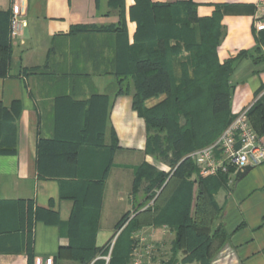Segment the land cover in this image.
I'll return each instance as SVG.
<instances>
[{"label":"crops","instance_id":"0c3cea01","mask_svg":"<svg viewBox=\"0 0 264 264\" xmlns=\"http://www.w3.org/2000/svg\"><path fill=\"white\" fill-rule=\"evenodd\" d=\"M124 1L127 40L119 39L115 32L99 30L119 24L120 13L109 0H0V10L11 11L20 3L28 19L17 36H10L11 57L8 66L0 69V104L16 116L15 152L0 154V264H35L39 257H51L53 264H80L57 258L59 247L69 243L68 224L75 202L63 196L66 189L61 180L39 177L38 144L41 137L75 136L85 123L86 112L98 114L95 127L105 131L103 140L108 147H87L80 153L81 159H99L106 152L112 158L101 196L97 246L110 240L113 245L127 224L117 230L116 223L127 212H131V219L137 200L144 198L143 188L133 192L137 168L147 163L170 170L168 164L146 152V122L133 108V93L118 94L116 70L127 63L131 66L123 48L133 45L137 29L130 17L136 0ZM191 1L200 17L220 10V62L246 52L234 62L230 77V111L236 115L264 94V45L257 51L254 27L258 0ZM80 25L98 30L73 31ZM164 98L162 94L145 103L151 107ZM91 166L88 169H100V165ZM215 198L223 207L222 221L230 236L222 250L228 252L225 263L264 264V161L242 178L233 176ZM37 208L55 213L59 223L36 218ZM167 227L145 225L131 238L143 233L159 241ZM29 241L32 260L27 251Z\"/></svg>","mask_w":264,"mask_h":264},{"label":"trees","instance_id":"16d2710c","mask_svg":"<svg viewBox=\"0 0 264 264\" xmlns=\"http://www.w3.org/2000/svg\"><path fill=\"white\" fill-rule=\"evenodd\" d=\"M109 4L119 11V24L99 30L115 32L119 39L127 40L125 1L109 0ZM11 13L12 9L0 10L1 70L8 66L11 57ZM130 17L136 21L137 29L133 45L124 47L123 55L132 64L116 70L118 94L133 93V108L146 122V152L168 164L170 170H159L147 163L137 168L133 192L137 194L143 188L144 198L137 200L131 219V212H127L116 223L117 230L127 224L113 245L110 240L97 246L101 196L112 158L106 152L99 159H81L80 153L87 147H108L103 140L105 131L95 127L98 114L86 112L85 123L78 127L75 136L41 137L39 177L61 180L66 189L63 196L75 202L68 224L69 243L59 247L57 258L80 264H130L132 233L145 225L167 224L175 237L171 257L160 264L194 260L211 264L215 252L230 238L222 221L223 207L215 198V193L229 184V176L198 175V168L188 154L217 139L234 119L230 111V77L234 62L246 52L220 62L217 53L223 34L220 10H215L212 16L200 17L191 0L178 3L136 0ZM84 30L98 29L85 25L73 28ZM256 40L260 51L264 29L257 32ZM162 94L163 100L151 107L146 105L148 99ZM181 113L185 116L182 127L178 120ZM248 116L258 134L263 135L264 94L249 107ZM15 123L16 116L0 104V154L15 152ZM89 165H100V169L93 171L88 169ZM194 174L197 177L192 179ZM36 218L59 223L57 215L47 209L37 208ZM27 251L32 260V241Z\"/></svg>","mask_w":264,"mask_h":264},{"label":"built area","instance_id":"2783aa9c","mask_svg":"<svg viewBox=\"0 0 264 264\" xmlns=\"http://www.w3.org/2000/svg\"><path fill=\"white\" fill-rule=\"evenodd\" d=\"M10 24L11 37L17 36L28 25L26 9L20 3L12 6ZM254 27L257 32L264 29V0H258L256 4ZM248 109L236 114L217 139L188 154L198 168V175L206 177L224 173L229 176L230 182L245 166H256L264 161V137L251 124ZM159 250L158 240L139 233L133 243L132 264L151 262ZM35 264H53V259L39 257Z\"/></svg>","mask_w":264,"mask_h":264},{"label":"rangeland","instance_id":"374dc122","mask_svg":"<svg viewBox=\"0 0 264 264\" xmlns=\"http://www.w3.org/2000/svg\"><path fill=\"white\" fill-rule=\"evenodd\" d=\"M177 63H178V61L176 62V65H177ZM178 120H179L180 127L185 126L184 125L185 116L182 113L178 115ZM134 215L135 214L133 212V216ZM161 226H163V225H161ZM172 232H173V229L170 226H168L165 229V232L163 233L162 239L159 240V245H160L159 253L156 254L157 256L154 258V260H152L149 263L147 261L146 264H160L162 260H167L171 257V245H172V240L175 237V232L173 234H172ZM133 238H134L133 239V243H134V241L136 240V236H134ZM215 247H217V245ZM223 248H224V245L220 249H218V250L216 249L217 251L215 252V254L212 258V261L219 260V262H217L216 264H226L225 263L226 260H224V257L227 255L228 252H222ZM182 255H184V254L182 253V251H180L179 257H182ZM211 264H212V262H211Z\"/></svg>","mask_w":264,"mask_h":264},{"label":"water","instance_id":"95a60500","mask_svg":"<svg viewBox=\"0 0 264 264\" xmlns=\"http://www.w3.org/2000/svg\"><path fill=\"white\" fill-rule=\"evenodd\" d=\"M253 168L252 165H247L245 166V168L243 170H239L237 172V177L238 178H242L243 176H245L251 169Z\"/></svg>","mask_w":264,"mask_h":264}]
</instances>
